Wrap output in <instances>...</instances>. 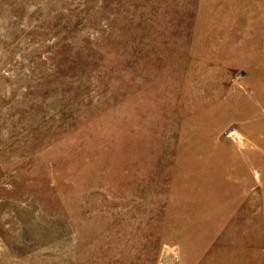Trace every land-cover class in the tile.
I'll list each match as a JSON object with an SVG mask.
<instances>
[{"label": "rangeland", "instance_id": "rangeland-1", "mask_svg": "<svg viewBox=\"0 0 264 264\" xmlns=\"http://www.w3.org/2000/svg\"><path fill=\"white\" fill-rule=\"evenodd\" d=\"M262 3L0 0V264H264Z\"/></svg>", "mask_w": 264, "mask_h": 264}, {"label": "crops", "instance_id": "crops-1", "mask_svg": "<svg viewBox=\"0 0 264 264\" xmlns=\"http://www.w3.org/2000/svg\"><path fill=\"white\" fill-rule=\"evenodd\" d=\"M262 2L264 3L263 0ZM241 7L243 6L241 5ZM261 8L264 12V5ZM257 9L258 5H255L253 9L248 10L250 12L245 11L246 15L249 16L250 14H254L252 17H255V11ZM227 29L228 34L225 36V41L226 43L230 44L232 42L235 43V40L237 41V65L243 71V73H245V77H248L247 80H249L250 84L251 78H253L252 76L254 74H252L253 71H255V73L264 71V20L261 25L259 24V26L257 24V20L252 19L249 24L240 26V28H237V30L236 28H233V30L230 28H225V32H227ZM233 63H235V61ZM258 75H260V73Z\"/></svg>", "mask_w": 264, "mask_h": 264}]
</instances>
